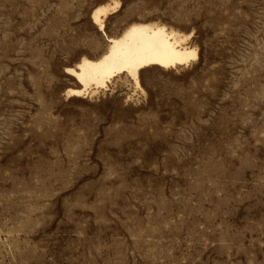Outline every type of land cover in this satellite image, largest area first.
Listing matches in <instances>:
<instances>
[{"label": "rangeland", "instance_id": "1", "mask_svg": "<svg viewBox=\"0 0 264 264\" xmlns=\"http://www.w3.org/2000/svg\"><path fill=\"white\" fill-rule=\"evenodd\" d=\"M133 21L197 57L67 95ZM0 264H264V0H0Z\"/></svg>", "mask_w": 264, "mask_h": 264}, {"label": "bare ground", "instance_id": "2", "mask_svg": "<svg viewBox=\"0 0 264 264\" xmlns=\"http://www.w3.org/2000/svg\"><path fill=\"white\" fill-rule=\"evenodd\" d=\"M116 5L117 1L112 4H99L93 8L90 14L91 21L99 30L103 31L104 18ZM133 27L137 28L138 31L131 32ZM189 36V33H180L162 23L130 22L119 34L107 36V46L101 54L94 58L81 56L73 66L65 68V72L79 84L78 87H68L66 94L81 96L85 93L94 92L98 88L107 87L108 82L116 76L120 77V75L131 78L135 87L140 88L139 72L141 69L149 66L175 67L197 57V48L188 45L186 42ZM114 42H120V51L137 50L149 62L132 70L118 60H106L105 58L109 57L113 50ZM69 68L73 72H68L67 69Z\"/></svg>", "mask_w": 264, "mask_h": 264}, {"label": "snow or ice", "instance_id": "3", "mask_svg": "<svg viewBox=\"0 0 264 264\" xmlns=\"http://www.w3.org/2000/svg\"><path fill=\"white\" fill-rule=\"evenodd\" d=\"M99 12V10H97ZM131 32L138 31L137 28L133 27ZM118 60L127 65L129 69L134 70L136 67H140L141 64H147L149 61L144 58L141 53L137 50L120 51V42H114V47L109 57L105 58ZM87 63V61H85ZM68 72H73L71 68L67 69ZM74 74V73H73Z\"/></svg>", "mask_w": 264, "mask_h": 264}]
</instances>
